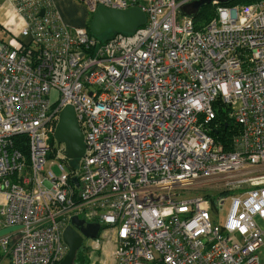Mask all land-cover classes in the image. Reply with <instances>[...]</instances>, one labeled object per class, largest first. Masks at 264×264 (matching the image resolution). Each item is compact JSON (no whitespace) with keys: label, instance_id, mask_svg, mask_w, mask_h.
<instances>
[{"label":"built area","instance_id":"obj_1","mask_svg":"<svg viewBox=\"0 0 264 264\" xmlns=\"http://www.w3.org/2000/svg\"><path fill=\"white\" fill-rule=\"evenodd\" d=\"M82 1L145 22L99 41L52 0H14L2 25L0 258L58 264L77 216L113 228L114 264H264V0L213 3L201 26L193 0ZM216 101L239 127L229 150L206 129ZM66 105L78 169L54 145ZM207 181L218 195L193 192Z\"/></svg>","mask_w":264,"mask_h":264},{"label":"water","instance_id":"obj_2","mask_svg":"<svg viewBox=\"0 0 264 264\" xmlns=\"http://www.w3.org/2000/svg\"><path fill=\"white\" fill-rule=\"evenodd\" d=\"M233 0H193L180 8L183 15L195 17L201 6L205 4H225ZM43 14V10L40 11ZM145 22L144 12L138 7L127 9H110L99 5L93 13L89 30L95 36L104 32H133ZM54 137L58 144L64 146V156L67 159L81 158L85 151L83 134L80 131L75 111L72 105H66L59 114ZM76 181V178H72ZM102 229L100 223H86L83 219L73 216L71 223L63 231V240L68 246L67 253L58 264H74L78 249L84 238H96Z\"/></svg>","mask_w":264,"mask_h":264},{"label":"rangeland","instance_id":"obj_3","mask_svg":"<svg viewBox=\"0 0 264 264\" xmlns=\"http://www.w3.org/2000/svg\"><path fill=\"white\" fill-rule=\"evenodd\" d=\"M58 8L60 12L63 14V18L65 19L63 22L70 27L77 26H85L89 30L90 23L93 16V11L89 8V5L82 0H59ZM245 5V4H244ZM242 5H239L240 7ZM216 5L210 6L207 9V13L215 12ZM67 21V22H65ZM112 32L110 30L104 32L100 36H96L99 41H104L108 36H110ZM55 93V92H53ZM55 147H58V143L55 140ZM63 146V144H60ZM64 162V161H63ZM65 164H67L70 168L74 167L76 169L79 168L81 160L80 158L76 159H66ZM54 170L58 172L56 166H54ZM213 181H207L205 183H196L194 193L200 194H208L210 196L218 195L221 188L219 186L212 185ZM228 206V200H226L222 205H220L219 209L220 216L217 221L221 222L225 216L226 210ZM261 226H264L262 222H260ZM8 230H3L1 234L6 233ZM113 228L111 226H105L100 230V233L95 239H86L83 241L82 245L84 247V254L87 256L88 264H109L111 258L105 254V247L109 244L113 245ZM264 254V245L261 248V255ZM112 256V254H111ZM110 256V257H111ZM157 264V263H154Z\"/></svg>","mask_w":264,"mask_h":264},{"label":"trees","instance_id":"obj_4","mask_svg":"<svg viewBox=\"0 0 264 264\" xmlns=\"http://www.w3.org/2000/svg\"><path fill=\"white\" fill-rule=\"evenodd\" d=\"M257 0H233L231 2L225 3L223 5L228 6H239L244 4H249ZM213 6V4H205L200 7L197 15L193 17L196 25L201 26L207 22L215 12L207 13V9ZM90 33V30H88ZM113 34V32H112ZM215 116L210 121L206 123V129L208 134H210L217 142L221 143L225 150L231 149L232 137L239 131L238 125L234 123L230 117L229 110L225 104L216 101L214 104ZM64 160L65 157H63ZM73 168V167H71ZM213 200V199H212ZM74 264H88L87 256L84 254V247L78 249Z\"/></svg>","mask_w":264,"mask_h":264},{"label":"crops","instance_id":"obj_5","mask_svg":"<svg viewBox=\"0 0 264 264\" xmlns=\"http://www.w3.org/2000/svg\"><path fill=\"white\" fill-rule=\"evenodd\" d=\"M13 2H14V0H0V36L5 34V31H4V28H2L3 27L2 25L8 19H10L11 15L13 14V7H12L13 6ZM52 2H53V5H54L56 11L60 15L62 21H64L65 19L63 18V14L60 12V10L58 8L59 0H52ZM65 22H67V21H65ZM81 27H86V25L85 26H81ZM102 228H104V226H102ZM2 232H3V229L0 230V233H2ZM99 233H100V231H99ZM88 239H95V238H88ZM112 243H113V245L112 244H110V245L108 244L105 247V254L107 255V258H105V259L108 260V257L111 258L110 261L108 260L109 264H114V261L112 259L111 254L113 253L115 244H114V242H112ZM8 263H9L8 257L1 256L0 264H8Z\"/></svg>","mask_w":264,"mask_h":264},{"label":"flooded vegetation","instance_id":"obj_6","mask_svg":"<svg viewBox=\"0 0 264 264\" xmlns=\"http://www.w3.org/2000/svg\"><path fill=\"white\" fill-rule=\"evenodd\" d=\"M86 239H88V238H84V240H86ZM84 240H83V241H84Z\"/></svg>","mask_w":264,"mask_h":264}]
</instances>
